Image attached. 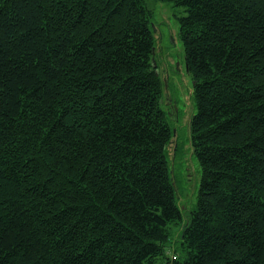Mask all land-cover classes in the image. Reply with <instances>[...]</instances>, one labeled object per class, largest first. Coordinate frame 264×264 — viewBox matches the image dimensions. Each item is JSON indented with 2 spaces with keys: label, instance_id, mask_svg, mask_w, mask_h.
I'll list each match as a JSON object with an SVG mask.
<instances>
[{
  "label": "trees",
  "instance_id": "1",
  "mask_svg": "<svg viewBox=\"0 0 264 264\" xmlns=\"http://www.w3.org/2000/svg\"><path fill=\"white\" fill-rule=\"evenodd\" d=\"M161 1L200 166L180 250L148 0H0V264H264V0Z\"/></svg>",
  "mask_w": 264,
  "mask_h": 264
},
{
  "label": "rangeland",
  "instance_id": "2",
  "mask_svg": "<svg viewBox=\"0 0 264 264\" xmlns=\"http://www.w3.org/2000/svg\"><path fill=\"white\" fill-rule=\"evenodd\" d=\"M154 12L156 64L164 81V107L171 115L174 136L169 146V160L177 190L182 221L172 226L171 257L180 250L179 233L190 211L195 207L200 183V166L190 140V120L195 112L192 78L186 66L177 17L186 13L184 7L161 0H148Z\"/></svg>",
  "mask_w": 264,
  "mask_h": 264
},
{
  "label": "built area",
  "instance_id": "3",
  "mask_svg": "<svg viewBox=\"0 0 264 264\" xmlns=\"http://www.w3.org/2000/svg\"><path fill=\"white\" fill-rule=\"evenodd\" d=\"M173 258H175V255H173Z\"/></svg>",
  "mask_w": 264,
  "mask_h": 264
},
{
  "label": "water",
  "instance_id": "4",
  "mask_svg": "<svg viewBox=\"0 0 264 264\" xmlns=\"http://www.w3.org/2000/svg\"><path fill=\"white\" fill-rule=\"evenodd\" d=\"M153 59H154V57H153ZM154 65H155V63H154ZM174 132H175V130H174Z\"/></svg>",
  "mask_w": 264,
  "mask_h": 264
}]
</instances>
